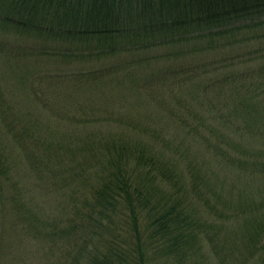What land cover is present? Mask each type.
Listing matches in <instances>:
<instances>
[{
	"label": "rangeland",
	"instance_id": "1",
	"mask_svg": "<svg viewBox=\"0 0 264 264\" xmlns=\"http://www.w3.org/2000/svg\"><path fill=\"white\" fill-rule=\"evenodd\" d=\"M233 37L104 58L105 67L122 68L98 79L79 76L98 63L42 57L36 48L51 43L10 38L9 48L0 47V147L15 189L41 220L59 219L73 214L74 188L86 191L81 175L92 185L102 168L110 170L108 151L142 153L178 177L183 198L215 232L202 237L191 264H258L246 239L264 220V27ZM130 61L137 64L122 66ZM199 64L205 73L186 72ZM234 72L252 73L260 100L233 124L220 109L228 91L203 86ZM1 188L0 264L60 263L14 224L13 188Z\"/></svg>",
	"mask_w": 264,
	"mask_h": 264
},
{
	"label": "trees",
	"instance_id": "2",
	"mask_svg": "<svg viewBox=\"0 0 264 264\" xmlns=\"http://www.w3.org/2000/svg\"><path fill=\"white\" fill-rule=\"evenodd\" d=\"M260 27L264 0H0V47L9 48L12 37L39 39L52 44L36 48L42 57L98 63L79 72L80 78L98 79L122 68L113 61L105 67L104 58L194 42L212 47L216 39H235ZM131 63L137 64L122 66ZM204 68L199 64L186 72L197 77ZM252 80L251 72L228 73L211 79L203 90L228 91L229 104L220 109L225 119L230 112L234 124V117L251 115L260 100ZM114 154L108 151L110 170L103 173L102 168L92 185L89 178L77 175L86 191L74 188L69 194L67 206L74 208L73 214L41 220L15 189L11 162L0 147V189L8 183L13 188L8 202L14 224L58 253V264H191L200 254L202 237L215 232L183 198L178 177L162 172L154 157H128L123 150ZM263 221L246 239L257 252L258 264H264Z\"/></svg>",
	"mask_w": 264,
	"mask_h": 264
}]
</instances>
